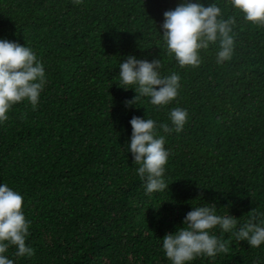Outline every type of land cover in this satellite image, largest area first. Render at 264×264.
<instances>
[{
	"label": "trees",
	"instance_id": "16d2710c",
	"mask_svg": "<svg viewBox=\"0 0 264 264\" xmlns=\"http://www.w3.org/2000/svg\"><path fill=\"white\" fill-rule=\"evenodd\" d=\"M178 2L0 0V37L29 46L46 73L37 105L13 104L0 124V182L22 194L31 221L25 243L34 249L17 257L9 246L14 264H171L162 236L195 205L214 203L238 222L264 211V25L215 0L235 18L232 57L216 63L210 42L198 65L180 66L159 32L163 12ZM128 53L178 73L167 105L140 97L125 106L135 93L118 86V63ZM174 107L187 110L183 128L156 132L169 150V183L145 193L126 149L129 120L168 123ZM210 231L226 250L186 264H264V243Z\"/></svg>",
	"mask_w": 264,
	"mask_h": 264
},
{
	"label": "clouds",
	"instance_id": "9594fccd",
	"mask_svg": "<svg viewBox=\"0 0 264 264\" xmlns=\"http://www.w3.org/2000/svg\"><path fill=\"white\" fill-rule=\"evenodd\" d=\"M231 7L242 13L245 21L264 25V0H230ZM215 0L205 4L203 0H179L174 8L163 12L160 33L167 50L180 66L198 65L199 50L216 42V63L232 57L234 48L233 25L235 18L222 16ZM161 60H151L128 53L118 63V86L131 88L135 95L125 100V106L137 105L140 97H147L156 106L167 105L179 88L176 72L161 74ZM46 84L45 67L36 53L25 43L0 37V124L8 118L11 106L28 100L33 107ZM158 86V87H157ZM138 106V105H137ZM187 110L170 108L168 123L151 117L132 115L129 124L131 134L126 149L136 163L135 172L144 185L145 193L165 191V164L169 150L164 146L165 137L156 135L157 126L164 131L179 132L186 121ZM22 194L8 184L0 182V264H14L5 253L15 247V256H31L34 249L25 243L30 220L22 210ZM194 205V204H193ZM214 203L197 204L182 217L180 226L165 232L161 248L171 264H186L195 257H215L225 251V242L210 230L219 227L237 240H245L251 247L264 243V211L253 209L243 222L232 214H219Z\"/></svg>",
	"mask_w": 264,
	"mask_h": 264
}]
</instances>
